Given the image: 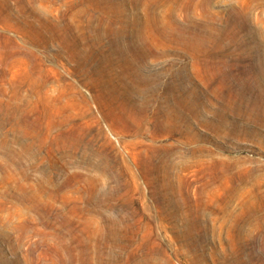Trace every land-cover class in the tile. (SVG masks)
I'll return each instance as SVG.
<instances>
[{
    "label": "rangeland",
    "instance_id": "rangeland-1",
    "mask_svg": "<svg viewBox=\"0 0 264 264\" xmlns=\"http://www.w3.org/2000/svg\"><path fill=\"white\" fill-rule=\"evenodd\" d=\"M0 5V106L40 119L43 139L10 179L0 169V264H56L78 238L126 242L132 259L111 264H264V0ZM236 20L238 43L223 34ZM187 27L206 39L163 37ZM9 127L0 167L3 132L21 147Z\"/></svg>",
    "mask_w": 264,
    "mask_h": 264
},
{
    "label": "bare ground",
    "instance_id": "bare-ground-1",
    "mask_svg": "<svg viewBox=\"0 0 264 264\" xmlns=\"http://www.w3.org/2000/svg\"><path fill=\"white\" fill-rule=\"evenodd\" d=\"M8 0H1L0 3H3V2H7ZM18 2L22 3L24 2V0H17ZM207 0H205L206 2ZM203 4L201 3H198L196 5V8H199V9H203ZM187 2L184 6L181 7V9H186L187 8ZM25 13V12H24ZM23 13V14H24ZM234 14H235V17H237V19H241V18H245L247 15H248V8L246 6H242L240 8H236L234 10ZM2 15H4V8H3V5H0V18L2 17ZM205 17L209 18V19H213L215 17L214 14H211V13H208V12H205L204 13ZM218 16V15H217ZM216 16V17H217ZM3 18V17H2ZM1 18V19H2ZM219 18V16H218ZM216 19V18H215ZM226 20V19H225ZM229 20V19H228ZM239 20L231 23L230 21L225 25V29L223 28V31L230 41L232 42H237L240 41L242 42L239 37V33L241 32V29H240V26H239ZM227 22V21H226ZM225 22V23H226ZM43 25V24H42ZM179 25V24H178ZM46 26V25H45ZM42 27V26H41ZM166 27V26H165ZM45 28V27H44ZM193 29V28H192ZM197 31V30H196ZM218 31V30H217ZM216 31V32H217ZM222 31V29H221ZM166 32L167 34V31H164ZM179 34L177 35H166V36H163L164 38H167L169 39L171 42H180V41H183L184 43L190 45V42H197L199 41L198 43H202L200 42V40L202 38H205V37H202L201 35H196V33L194 32V30H190L188 29H185V30H180L178 32ZM199 33V32H198ZM219 33V32H218ZM211 34H213L211 32ZM221 34V33H220ZM165 35V34H164ZM223 35V36H225ZM40 36V35H39ZM218 36V35H217ZM215 37V36H214ZM200 38V39H199ZM209 38V37H208ZM212 38V37H211ZM210 38V39H211ZM223 38V37H222ZM225 38V37H224ZM39 39V38H38ZM42 39V38H41ZM40 39V40H41ZM206 39V38H205ZM218 39V37H217ZM204 40V39H203ZM202 40V41H203ZM208 40V39H207ZM211 42V40H210ZM239 42V44H240ZM183 43V44H184ZM198 43H195V44H198ZM206 43V42H205ZM209 43V42H208ZM220 43V41H219ZM204 44V43H203ZM215 44V42H214ZM214 44H211L214 46ZM218 44V43H217ZM217 44H215L217 46ZM221 44V43H220ZM145 45V44H144ZM194 45V44H193ZM201 45V44H200ZM208 45V44H207ZM186 46V47H187ZM192 45H190L189 47H191ZM197 48V45H195ZM220 46V45H219ZM218 46V47H219ZM242 46V45H240ZM144 47V46H143ZM193 47V46H192ZM200 47V46H199ZM221 47L222 44H221ZM220 47V48H221ZM133 48V47H132ZM138 48V47H137ZM204 48V46H203ZM208 48V47H207ZM217 48V47H216ZM136 49V48H135ZM140 49V48H139ZM143 49V48H142ZM145 49V48H144ZM147 49V48H146ZM185 49V48H184ZM129 50V49H128ZM134 50V48L132 49ZM152 50V49H151ZM198 50V48H197ZM130 51V50H129ZM140 51V50H139ZM142 51V50H141ZM137 52V51H136ZM149 52V50H148ZM200 52H203L202 50H200ZM141 53V52H140ZM150 53V52H149ZM151 53H153L151 51ZM208 53V52H207ZM134 54V52H133ZM148 54V53H147ZM155 54V53H154ZM193 54V53H192ZM198 54H200L199 52L195 51L194 52V55L195 57L193 58L194 59V63L197 64L199 63V56ZM142 55H146V52L143 51ZM208 55V54H207ZM135 56V55H134ZM138 56H140L138 54ZM137 56V57H138ZM147 56V55H146ZM15 57V56H14ZM141 57V56H140ZM156 57V56H155ZM139 58V57H138ZM143 58V57H142ZM145 59V58H144ZM27 78V77H26ZM28 79V78H27ZM32 81V80H31ZM40 85V84H39ZM19 110H14V109H11L10 107H1L0 106V128L1 129H4L7 125H10V130L13 131V138H12V141H14L15 143L19 144L21 147L20 149H11L10 147V142H9V134L8 132H3L4 134V137H3V140L1 142V147L3 149H6L5 152H8L11 151V154H10V157H9V161L7 163H5L4 165H2L0 167V169L3 171V169L5 168V171H3V174L5 175L4 179H10L9 175H10V172L9 170L14 166L16 168H19L22 170V162H21V158H22V153L28 151V150H34V149H37L39 148L40 144H42V140L41 138H39L37 136V133L36 131H38V124H40V119H33L31 120L30 118H27L26 116H24L21 112H17ZM64 125V123H63ZM50 128V127H48ZM53 128V127H51ZM55 128V127H54ZM59 128V127H58ZM56 129V128H55ZM3 136V135H2ZM43 148V147H42ZM19 150V151H18ZM10 153V152H9ZM36 154V153H35ZM28 156V155H27ZM33 156V155H32ZM37 156V155H36ZM11 165L10 169L8 168L9 166ZM29 165V164H28ZM7 168V169H6ZM15 169V168H14ZM30 169V167H29ZM25 170V169H24ZM27 170H25L26 172ZM24 172V173H25ZM19 174V173H18ZM25 174H28V173H25ZM49 176V175H48ZM44 177V176H43ZM45 178V177H44ZM51 179V178H50ZM43 180V179H42ZM49 179H46L44 180L45 182L48 181ZM52 181V179H51ZM49 184V182H47ZM47 184V185H48ZM51 184V183H50ZM56 185V184H55ZM54 185V186H55ZM37 185H35L36 187ZM41 186V185H40ZM34 187V188H35ZM42 187V186H41ZM52 187V186H51ZM56 187V186H55ZM33 188V189H34ZM36 190V189H34ZM40 190V189H39ZM78 190V188H77ZM45 191V190H44ZM36 192H39V191H36ZM37 194V193H36ZM108 198V197H107ZM20 200H23L24 202H31L29 203L30 205L28 206V209L30 210H33L35 212H38V213H48L47 210L45 211L43 208L40 207L39 203L36 201V199L34 197L30 198L26 195H22L20 196L19 198ZM105 200V199H104ZM109 200V198L107 199V201ZM29 201V202H28ZM107 203V202H106ZM110 203V202H109ZM92 204V203H91ZM99 205H102L101 202ZM93 206V205H92ZM89 207V206H88ZM94 207V206H93ZM92 207V208H93ZM101 208H95L94 210L96 212H98L100 209H102L103 207L100 206ZM45 212H43V211ZM68 211L72 214V215H77L79 216V214L81 213H85V211H83V208L79 207L77 204H72L69 206V209ZM88 211V210H87ZM61 216V220L62 221V224L70 227V225H72V222H71V219L68 218L67 216H64V215H59ZM89 217V216H88ZM117 220V218H116ZM115 220V221H116ZM90 221H93L92 219ZM113 221V220H112ZM95 223H97V221H93ZM102 222V221H101ZM120 222H123V221H120ZM197 222V221H196ZM45 223H48V221H45ZM113 223V222H112ZM191 223V222H190ZM100 224V223H99ZM98 224V225H99ZM116 224V223H115ZM198 224V223H197ZM95 225V224H94ZM117 225V224H116ZM193 225V224H192ZM196 225V224H195ZM198 226V225H197ZM189 227V225H188ZM193 227V226H192ZM71 228V227H70ZM191 228V227H190ZM188 228V229H190ZM195 228V227H194ZM93 230V229H92ZM193 230V229H192ZM196 230V229H195ZM202 230H204L202 228ZM200 229V231H202ZM188 231V230H187ZM194 232V231H192ZM204 232V231H203ZM69 233V232H68ZM97 233V232H96ZM118 233V232H117ZM186 233V232H184ZM195 235L196 232H194ZM197 233H200L199 231ZM202 233V232H201ZM193 234V233H192ZM113 235V234H112ZM119 235V234H118ZM114 236V235H113ZM188 236V235H187ZM194 236V234H193ZM70 237V236H69ZM195 237V236H194ZM106 238V237H105ZM110 238V236H109ZM116 237L114 236V238H110L111 240L112 239H115ZM185 238H188V237H185ZM192 238V237H190ZM201 238V237H200ZM119 239V238H118ZM117 239V240H118ZM195 239V238H194ZM193 239V240H194ZM198 239V238H197ZM196 240V239H195ZM93 241V240H92ZM109 241V240H108ZM123 241V240H121ZM199 241V240H198ZM198 241L196 243H198ZM113 242V241H112ZM190 242V241H189ZM200 242V241H199ZM94 243V242H93ZM102 243V242H101ZM126 242L124 243H120V242H113V243H102V244H97V245H94V247L88 245L87 242H85L82 238H78L76 240V244L75 245H67L65 243H61L59 245V247L57 248H54L52 250L53 252V257H54V261L56 264L61 263V264H68L70 261H80L82 264H92L94 263V260H96L99 264H111V262H116L119 258H120V255L122 252H129V245L128 244H125ZM194 243V242H193ZM192 243V244H193ZM195 243V244H196ZM191 244V243H190ZM189 244V245H190ZM194 244V245H195ZM199 244V243H198ZM197 245V244H196ZM116 249H118L116 251ZM1 250V249H0ZM196 250V249H195ZM131 255H134V254H131ZM2 256V255H1ZM123 259V258H122ZM132 259V256H130V252L128 253L127 257H126V260H131ZM235 259V258H233ZM243 259V258H242ZM240 260V258L238 259ZM93 261V262H92ZM233 261V260H232ZM231 261V262H232ZM241 261V260H240ZM4 262V261H3ZM96 262V263H97ZM5 263V262H4ZM112 263V264H114ZM138 263V262H137ZM145 263V262H144ZM235 263V262H234ZM237 263V262H236ZM245 263V262H244ZM119 264V263H118ZM124 264V263H123ZM147 264V263H146ZM241 264V263H240ZM243 264V263H242Z\"/></svg>",
    "mask_w": 264,
    "mask_h": 264
}]
</instances>
